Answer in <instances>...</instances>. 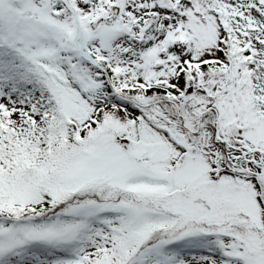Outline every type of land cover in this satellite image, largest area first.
<instances>
[{
  "label": "snow or ice",
  "instance_id": "snow-or-ice-1",
  "mask_svg": "<svg viewBox=\"0 0 264 264\" xmlns=\"http://www.w3.org/2000/svg\"><path fill=\"white\" fill-rule=\"evenodd\" d=\"M0 264H264V0H0Z\"/></svg>",
  "mask_w": 264,
  "mask_h": 264
}]
</instances>
